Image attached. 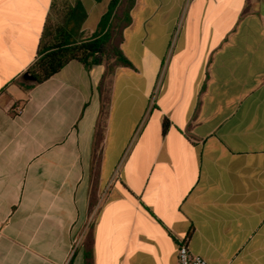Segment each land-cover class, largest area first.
Here are the masks:
<instances>
[{
  "label": "crops",
  "instance_id": "1",
  "mask_svg": "<svg viewBox=\"0 0 264 264\" xmlns=\"http://www.w3.org/2000/svg\"><path fill=\"white\" fill-rule=\"evenodd\" d=\"M112 1L0 0V264H264V0H135L104 109L103 62L34 84Z\"/></svg>",
  "mask_w": 264,
  "mask_h": 264
},
{
  "label": "trees",
  "instance_id": "2",
  "mask_svg": "<svg viewBox=\"0 0 264 264\" xmlns=\"http://www.w3.org/2000/svg\"><path fill=\"white\" fill-rule=\"evenodd\" d=\"M134 4L135 0H113L103 17L101 31L90 40L72 41L61 29L56 30V38L50 39L52 31L46 27L36 60L27 71L29 78L34 84H40L57 75L70 62L76 61L86 66L103 62L106 70L98 91L104 109L106 103L103 98L107 96V84L114 70L117 67H131L120 45L123 31L131 23L130 12ZM84 247L85 264H93L90 234L85 239Z\"/></svg>",
  "mask_w": 264,
  "mask_h": 264
},
{
  "label": "built area",
  "instance_id": "3",
  "mask_svg": "<svg viewBox=\"0 0 264 264\" xmlns=\"http://www.w3.org/2000/svg\"><path fill=\"white\" fill-rule=\"evenodd\" d=\"M177 262L178 264H208L202 257L192 254L184 241L178 242Z\"/></svg>",
  "mask_w": 264,
  "mask_h": 264
},
{
  "label": "rangeland",
  "instance_id": "4",
  "mask_svg": "<svg viewBox=\"0 0 264 264\" xmlns=\"http://www.w3.org/2000/svg\"><path fill=\"white\" fill-rule=\"evenodd\" d=\"M161 79H162V75L160 76V79L158 80V82L156 83V86H155V90L152 92V94H151V96H150V98H151V103L150 104H152L153 103V100L157 97V95H158V92H159V90H160V83H161ZM97 190H96V188L94 187L93 188V190H92V194H91V202H90V204L92 205V207H91V205H90V209H91V215H93V212H94V210H95V207H96V205H97V201H98V198H97Z\"/></svg>",
  "mask_w": 264,
  "mask_h": 264
}]
</instances>
